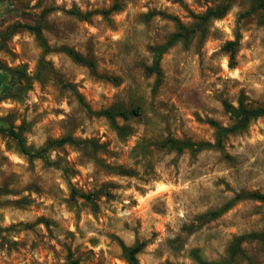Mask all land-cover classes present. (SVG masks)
<instances>
[{
	"label": "rangeland",
	"instance_id": "1",
	"mask_svg": "<svg viewBox=\"0 0 264 264\" xmlns=\"http://www.w3.org/2000/svg\"><path fill=\"white\" fill-rule=\"evenodd\" d=\"M254 1L233 0L205 38L164 54L156 88L146 67L176 32L171 17L192 28V14L225 0H0V264H128L122 243H145L139 264H199L194 253L207 263L264 264L259 241L230 256L238 237L264 232V202L202 218L238 193L264 194V116L222 149L163 146L215 143L210 121L234 123L225 102L264 106V9L243 16ZM19 23L41 25L51 51L30 30L13 32ZM62 47L93 59L98 74ZM113 107L140 113L117 118L118 130L94 114ZM9 129L34 150L65 137L81 143L50 146V162L30 160ZM72 189L95 203L73 199Z\"/></svg>",
	"mask_w": 264,
	"mask_h": 264
},
{
	"label": "trees",
	"instance_id": "2",
	"mask_svg": "<svg viewBox=\"0 0 264 264\" xmlns=\"http://www.w3.org/2000/svg\"><path fill=\"white\" fill-rule=\"evenodd\" d=\"M233 0H225V2L216 7V8H209L203 14H192V17L195 20L194 26L189 28L184 23H182L177 17H171L176 25L177 30L174 32L166 43L162 45H158L153 49V63L151 66L146 67L147 72L150 74H154L156 77V88L159 87L163 81V69L161 66L162 57L166 54L172 47L176 44L182 42L185 45H188L192 39L198 34H201L202 38L206 37L208 26L214 20H220L225 17V15L230 10L231 4ZM264 9V0H255L251 10L244 13L243 16H249L257 10ZM77 15L81 16L82 18H86L88 14H81L76 13ZM13 32H17L18 30H30L33 32L38 41L40 42L43 50L45 53L51 51L46 39L43 36L41 25H26V24H16L11 27ZM238 38L235 41H230L226 43L224 50L227 52L231 49H234V46L237 44ZM62 51H64L69 57H71L75 62L87 66L91 72L97 75V68L96 62L88 57L81 55L80 53L76 52L74 49L70 47H62ZM235 63L233 60V55L231 56L230 60V67H234ZM99 76V75H98ZM101 78H108L106 76H100ZM80 102L84 104L82 97H78ZM225 110L230 114L231 119L234 120V123L231 126H222L214 121H210V124L216 130V142H193L191 140H179L175 138H167L163 142V146L165 148L171 149L176 151L177 153H183L185 151H190L192 154H196L205 150L207 148H218L222 149L223 140L226 136L230 134L240 133L245 131L249 124L260 117L264 116V106L259 108H249L244 103H240L239 107H234L232 104L225 102L224 103ZM90 111V110H89ZM92 112V111H91ZM139 109L127 110L122 107H113L110 109L96 111L94 114L98 116L105 117L112 125L118 130H122L120 126L116 124V119L121 118L123 120H128L132 116L139 115ZM12 139H14L20 151L26 155L30 160L33 159H45L47 162H50L47 157V150L50 146H63L65 144H79L81 142L76 141L71 137H65L58 140H53L48 142V144L39 150H34L26 145L25 139L19 132H16L14 129H9L5 131ZM72 198L75 199L79 197L83 200L95 203V195L94 194H87V193H80L76 189H72ZM245 200H255L264 202V194L261 193H238L234 196L233 199L228 201L222 208L211 211L202 216V218H207L208 220L212 221L218 219L223 214L228 212L230 209L237 202L245 201ZM259 241L264 249V232L263 233H252L249 235H243L236 239V242L230 249V256L232 259L236 258L238 255L243 254L242 244L245 241ZM145 247V243H139L134 246H127L125 244H121L122 255L124 259L127 261L128 264H139L138 255L142 252L143 248ZM194 258L199 264H215V263H207L202 261L197 253H194Z\"/></svg>",
	"mask_w": 264,
	"mask_h": 264
}]
</instances>
